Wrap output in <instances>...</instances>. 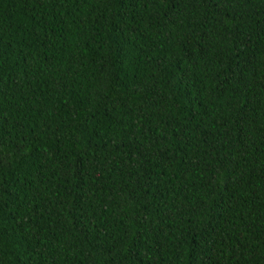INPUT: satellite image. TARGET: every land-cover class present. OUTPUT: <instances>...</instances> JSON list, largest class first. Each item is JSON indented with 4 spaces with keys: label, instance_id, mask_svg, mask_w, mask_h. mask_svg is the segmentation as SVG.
I'll list each match as a JSON object with an SVG mask.
<instances>
[{
    "label": "trees",
    "instance_id": "16d2710c",
    "mask_svg": "<svg viewBox=\"0 0 264 264\" xmlns=\"http://www.w3.org/2000/svg\"><path fill=\"white\" fill-rule=\"evenodd\" d=\"M0 264H264V0H0Z\"/></svg>",
    "mask_w": 264,
    "mask_h": 264
}]
</instances>
